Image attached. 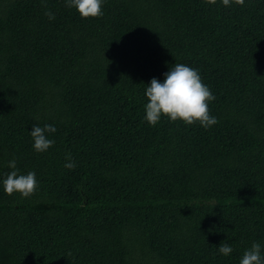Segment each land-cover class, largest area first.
<instances>
[{
    "label": "trees",
    "instance_id": "obj_1",
    "mask_svg": "<svg viewBox=\"0 0 264 264\" xmlns=\"http://www.w3.org/2000/svg\"><path fill=\"white\" fill-rule=\"evenodd\" d=\"M102 11L0 0V264H239L253 242L264 255V0ZM176 63L198 70L217 124L145 121L146 86ZM46 124L38 153L29 132ZM12 159L36 174L30 197L3 191Z\"/></svg>",
    "mask_w": 264,
    "mask_h": 264
},
{
    "label": "clouds",
    "instance_id": "obj_2",
    "mask_svg": "<svg viewBox=\"0 0 264 264\" xmlns=\"http://www.w3.org/2000/svg\"><path fill=\"white\" fill-rule=\"evenodd\" d=\"M104 0H66V6L74 8L83 19L98 18L103 15L102 5ZM210 4H215L216 0H207ZM225 7L235 3L243 6L244 0H221ZM45 15L49 20H54L55 15L51 11H46ZM163 81L152 78L146 86L145 96L147 103L144 105V119L150 126H155L162 117H167L171 122L182 121L186 125L199 123L205 129L218 123L216 117L210 115L208 102L213 101L215 96L201 79L198 70L176 63L164 74ZM56 128L51 124L43 127L33 125L30 137L33 141L32 147L38 152H45L53 146L54 140L49 139L46 133H54ZM68 163L65 167L75 168L71 153L65 155ZM11 169L2 180L3 191L6 195L12 196L18 193L21 197L27 198L35 193L38 182L36 174L29 171L22 174L17 169L16 160L12 159L8 163ZM233 248L227 244H220L218 253L228 256ZM239 264H264L262 246L259 242H253L246 249L239 260Z\"/></svg>",
    "mask_w": 264,
    "mask_h": 264
}]
</instances>
